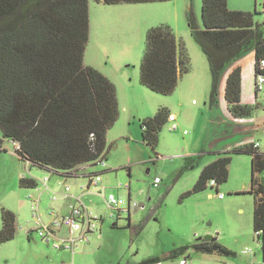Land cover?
<instances>
[{
  "label": "rangeland",
  "instance_id": "1",
  "mask_svg": "<svg viewBox=\"0 0 264 264\" xmlns=\"http://www.w3.org/2000/svg\"><path fill=\"white\" fill-rule=\"evenodd\" d=\"M89 1L90 38L84 64L112 78L107 77L117 88L120 116L108 132L110 150L105 167L96 162L77 172L99 173V186L123 200L124 207L130 199L125 187L129 184L131 200L139 208L132 210L131 216L121 213L118 217L116 212L115 218H110L111 211L101 198L94 208L105 214V223L100 224L101 231L90 236V243L81 244L74 255L48 246L34 231L32 205L41 197L39 187H22L21 180L33 178L44 186L45 177L52 181L58 178L18 156L15 144L0 131V231L3 209L16 215L17 226L15 237L0 243V264H143L164 260L172 251L206 237L217 239L237 256L200 254L191 249L187 255L197 262L262 264V242L253 224L252 156L234 153L239 142H244L243 146L259 143L264 153V91L257 96L254 50L225 68L212 102L215 85L210 64L187 20L188 11L193 9L198 25L205 29L203 0L129 4L131 11ZM228 5L231 10L252 13L255 24L264 26V0H228ZM159 25L172 28L179 51L184 47L189 58V71L180 75L170 95L153 92L140 79L147 32ZM236 67L242 70L241 103L252 108L250 116L233 115L225 98L227 80ZM162 108L177 116L178 130L172 131V125L166 123L156 150L144 143L139 119L132 125L139 128V138H132L137 143L117 140L128 132L131 119L152 118ZM225 155L232 158L228 181L188 194L204 167ZM156 176L163 181L160 187L153 186ZM258 178L264 182V174ZM77 180L70 177L65 182L76 191ZM49 196L43 193L39 204L47 220L46 213L53 209Z\"/></svg>",
  "mask_w": 264,
  "mask_h": 264
},
{
  "label": "trees",
  "instance_id": "2",
  "mask_svg": "<svg viewBox=\"0 0 264 264\" xmlns=\"http://www.w3.org/2000/svg\"><path fill=\"white\" fill-rule=\"evenodd\" d=\"M170 0H96L107 5L143 4ZM187 20L195 41L208 58L214 80L212 102L225 68L250 50L255 53V71L264 56V26L256 25L249 12L229 9L228 0H203L198 25L193 9ZM90 38L89 0H0V131L20 145L16 153L31 165L56 172H77L83 165L107 159V135L117 123L120 110L116 86L97 69L84 64ZM189 58L168 25L147 32L141 64V84L153 92L172 94ZM242 70L233 69L225 98L237 117L250 116L242 105ZM171 114L166 108L142 121L143 141L156 150L159 133ZM2 142L0 141V144ZM234 153L252 156V189L255 197L254 230L262 242L264 262V153L255 144L236 148ZM230 155L204 167L192 193L205 190L211 181L218 185L229 178ZM22 187L37 188L36 179L24 177ZM187 194V195H188ZM0 243L16 235V215L3 209ZM117 226V223L114 225ZM200 254L236 257L237 254L212 238L171 252L164 260L192 259Z\"/></svg>",
  "mask_w": 264,
  "mask_h": 264
},
{
  "label": "built area",
  "instance_id": "3",
  "mask_svg": "<svg viewBox=\"0 0 264 264\" xmlns=\"http://www.w3.org/2000/svg\"><path fill=\"white\" fill-rule=\"evenodd\" d=\"M256 90L258 93L264 91V56L258 61L256 66ZM176 116L171 114L168 118V122L172 124L171 130H178V124H176ZM186 133V132H185ZM258 147L259 145H255ZM16 151L20 150V145L15 144ZM99 164L105 167L103 159L97 161ZM29 163V162H28ZM30 164V163H29ZM98 183V179H93V182ZM161 179L157 177L154 180V187H159ZM48 178L43 180V185L47 187ZM210 185L212 187H217L218 184L215 180L211 181ZM128 187V185H127ZM71 192L70 186H65L64 193L65 197H69ZM220 198H223V195H220ZM58 195L53 194L52 201L57 200ZM76 203L72 205L69 211L63 215L58 213L55 209H52L47 213L48 220L40 213L39 204L40 200L37 199L33 202L32 210L34 211L33 219L36 223V228L34 231L42 238V240L52 248L59 251H68L72 254H76L81 244L90 242V236L97 233L100 229L101 222L105 219L99 214H97L88 204L83 202L80 198H75ZM105 203L107 204L108 209L111 211L109 214L110 218L120 217L121 213L131 214L132 210L139 208L138 203L129 201L128 205L124 207L125 203L123 200L117 198L113 194H109ZM145 208V207H143ZM114 211V212H113ZM68 231L70 235L68 236H59L58 234ZM77 234V235H76ZM249 252V250H246ZM154 264H210V263H201L193 259L180 258L177 260L170 261H159ZM218 264V263H217ZM264 264V262H262Z\"/></svg>",
  "mask_w": 264,
  "mask_h": 264
},
{
  "label": "crops",
  "instance_id": "4",
  "mask_svg": "<svg viewBox=\"0 0 264 264\" xmlns=\"http://www.w3.org/2000/svg\"><path fill=\"white\" fill-rule=\"evenodd\" d=\"M114 8H118L117 10H123V11H131L132 9L131 8H133L132 6H130L129 4H126V5H123V4H120V5H114L113 6ZM237 68V67H236ZM255 68V67H254ZM235 69V68H234ZM106 77H108L110 80H112V78H110V76H108L107 74H105V73H103ZM255 78H256V71H255ZM113 81V80H112ZM256 90V89H255ZM262 93V92H261ZM256 94H257V96L260 94V93H258L257 92V90H256ZM176 116V115H175ZM148 118H151V117H143V118H141V117H135L134 119L135 120H133V119H131L132 120V122H134V123H132V122H130L129 123V129H128V132L127 131H125L121 136H119L118 138H117V140H119V139H127V140H129L130 142L132 141V142H135V143H137V141L135 140H132V138H139V136H138V132H139V128H138V126L136 125V126H132L133 124H136L135 122H137L136 121V119H139V121L142 123V121L143 120H145V119H148ZM176 119H177V116H176ZM167 123H169V122H167ZM117 124V123H116ZM171 124V123H170ZM176 124H177V121H176ZM172 125V124H171ZM116 126V125H115ZM251 126H248V128H250ZM245 129H247V127H244ZM253 129H255V125H254V127H252ZM244 129V130H245ZM110 132V131H109ZM142 132H144L143 131V129H142ZM143 134V133H142ZM109 136V133H108V135H107V140H108V142L110 141V138L108 137ZM113 139V138H112ZM243 143L244 142H239V146H237V147H242L243 146ZM253 143V142H252ZM259 145V143H256L255 145ZM247 145V143L244 145V146H246ZM260 146H258V148H259ZM110 150V149H109ZM263 153V152H262ZM158 155V154H157ZM108 157V156H107ZM189 157H191V156H189ZM219 158V157H218ZM218 158H216V160L218 159ZM107 160V159H106ZM216 160H214V161H216ZM213 161V162H214ZM212 162V163H213ZM211 164V163H210ZM209 165V164H208ZM84 166V165H83ZM39 167V166H38ZM82 167V166H81ZM81 167H79V169H78V171L81 169ZM41 170H44V171H47V172H49V173H53V174H55L56 176H57V178L58 179H55L54 181H52V178L50 179L49 177V179H48V183H47V187L46 186H42V185H39V190H40V195H41V197L43 196V193H48L50 196V202H51V204H52V208L53 209H55L58 213H60L61 215H63V214H65V213H67L68 211H69V209H70V207L72 206V205H74L75 203H76V200H75V198H80L83 202H85L86 204H88L97 214H99V215H101L102 217H103V219H104V215L105 214H103V213H98L96 210H95V208L94 207H96V206H98L99 204H100V202H98V201H100V199L101 198H104V200L106 199V196L107 195H109V194H107V192H106V190H107V188L106 187H103V188H101V186H99V182L98 183H96L95 181L93 182V179L95 180V179H98V176H96V175H99V173H89V172H82V173H80V172H70V173H65V172H56V171H54V170H50V169H48V168H46V167H39ZM78 178V180H77V185H78V188H77V190L76 191H73L72 190V187H71V192L70 193H72L71 194V196H69L68 198L67 197H64L63 196V194H64V186L66 185V186H68L67 185V183L65 182L68 178ZM158 176H156L155 177V179L157 178ZM45 178H47V177H45ZM84 178H88L89 180L88 181H83V182H81L82 181V179H84ZM154 179V180H155ZM64 180V181H63ZM80 181V182H79ZM49 182H51L52 184H49ZM66 183V184H65ZM163 183V181H161V183L159 184V187H160V185ZM65 184V185H64ZM153 184H154V182H153ZM127 185H128V187H127ZM125 187L126 188H128L129 189V196H130V199H129V201H132L131 200V197H132V192H131V186L129 185V184H127ZM42 187H44L45 189H43ZM53 194H57L58 195V197H57V200L56 201H52V196H53ZM110 194H112V193H110ZM103 197H102V196ZM41 197H39L38 199L40 200V198ZM102 203H103V201H102ZM105 203V202H104ZM103 203V204H104ZM46 216H47V213H46ZM131 216V215H130ZM48 217V216H47ZM49 219V218H48ZM47 220V219H46ZM105 221V219L101 222V225H102V223H105L104 222ZM115 225V224H114ZM32 231V230H31ZM100 231H101V228H100ZM99 232V231H98ZM97 232V233H98ZM97 233H95V235L97 234ZM59 236H68V235H70V233L68 232V231H63V232H61V233H59L58 234ZM88 243H90V242H88ZM84 244H86V243H84ZM74 255V254H73Z\"/></svg>",
  "mask_w": 264,
  "mask_h": 264
},
{
  "label": "water",
  "instance_id": "5",
  "mask_svg": "<svg viewBox=\"0 0 264 264\" xmlns=\"http://www.w3.org/2000/svg\"><path fill=\"white\" fill-rule=\"evenodd\" d=\"M210 239H212L211 237H206V240H210Z\"/></svg>",
  "mask_w": 264,
  "mask_h": 264
}]
</instances>
